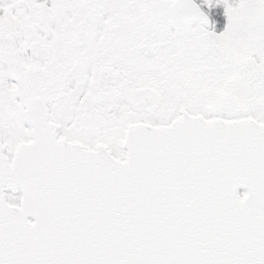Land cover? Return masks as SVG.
I'll list each match as a JSON object with an SVG mask.
<instances>
[{"label":"snow or ice","instance_id":"1","mask_svg":"<svg viewBox=\"0 0 264 264\" xmlns=\"http://www.w3.org/2000/svg\"><path fill=\"white\" fill-rule=\"evenodd\" d=\"M0 264H264V0H0Z\"/></svg>","mask_w":264,"mask_h":264},{"label":"flooded vegetation","instance_id":"2","mask_svg":"<svg viewBox=\"0 0 264 264\" xmlns=\"http://www.w3.org/2000/svg\"><path fill=\"white\" fill-rule=\"evenodd\" d=\"M197 3H201V0H196ZM205 11H208V9L206 8V6H203ZM224 8H223V4L214 6V8L212 9V18L215 22V30L217 32H220L223 30V27L226 25V17L224 16Z\"/></svg>","mask_w":264,"mask_h":264},{"label":"water","instance_id":"3","mask_svg":"<svg viewBox=\"0 0 264 264\" xmlns=\"http://www.w3.org/2000/svg\"><path fill=\"white\" fill-rule=\"evenodd\" d=\"M241 188H242V187H241ZM241 188L237 189L238 193H239V190H240Z\"/></svg>","mask_w":264,"mask_h":264}]
</instances>
